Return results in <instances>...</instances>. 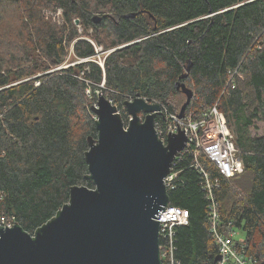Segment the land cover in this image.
I'll list each match as a JSON object with an SVG mask.
<instances>
[{
    "label": "trees",
    "instance_id": "trees-1",
    "mask_svg": "<svg viewBox=\"0 0 264 264\" xmlns=\"http://www.w3.org/2000/svg\"><path fill=\"white\" fill-rule=\"evenodd\" d=\"M179 80L194 92L187 116L216 104L224 113L244 171L229 179L205 153L180 154L168 194L189 222L176 227V259L215 264L220 255L198 161L218 182L220 227L242 230L237 246L264 264V131L252 134L264 123V0H0V215L34 234L74 186L95 188L86 153L99 96L124 121L125 101L138 95L179 114Z\"/></svg>",
    "mask_w": 264,
    "mask_h": 264
},
{
    "label": "water",
    "instance_id": "water-1",
    "mask_svg": "<svg viewBox=\"0 0 264 264\" xmlns=\"http://www.w3.org/2000/svg\"><path fill=\"white\" fill-rule=\"evenodd\" d=\"M176 87L186 95L178 114L183 118L194 92L181 80ZM125 108L132 116L127 128L112 100L99 96L98 138H89L86 153L95 188L74 186L69 202L34 234L19 224L0 226V264H162L157 218L170 203L164 179L187 135L178 125L179 134L169 131L164 146L155 126L160 104L138 95Z\"/></svg>",
    "mask_w": 264,
    "mask_h": 264
},
{
    "label": "built area",
    "instance_id": "built-area-1",
    "mask_svg": "<svg viewBox=\"0 0 264 264\" xmlns=\"http://www.w3.org/2000/svg\"><path fill=\"white\" fill-rule=\"evenodd\" d=\"M100 64L103 66L102 61H100ZM229 82H234V75L229 79ZM133 99L134 98L130 100ZM148 100L151 103L160 104L157 101ZM162 115H165L162 124L157 122L155 123V126L158 137L164 146L168 145L169 131L174 134H179L178 125L181 130L185 129L184 132L187 135L186 146L182 151L178 152L173 161L169 175L164 179L168 190L174 188L177 183L179 170L175 169V167L178 162L177 159L183 152H190L194 154L195 158H197L200 152L205 153L212 163L219 169L220 173L226 178H234L243 173L244 162L239 156L234 135L228 126L224 113L219 109L217 104L204 111L201 119H193L191 116L187 115L180 118L178 114L171 113L164 106H162ZM139 117L143 122L146 115L141 113L139 114ZM131 120L132 116L128 114L127 120L124 121L125 128L129 126ZM196 168L200 169L204 174V185L208 190V195L211 200L210 215L213 222L212 230L219 246L220 255L222 256V259L217 264H258L252 258L247 257L242 253L241 249L237 246L236 235L238 234V229L233 228L232 223H229L224 229L220 227L219 205L213 194V189L215 186H218V182L213 183L210 179L209 173L198 161ZM157 220L160 225V258L162 264H180L175 256L177 241L176 227L188 224V211L169 203L165 207V210L161 211ZM15 224L18 223L14 217H8L4 214L0 215V226H4V229H6V226L12 228Z\"/></svg>",
    "mask_w": 264,
    "mask_h": 264
},
{
    "label": "rangeland",
    "instance_id": "rangeland-1",
    "mask_svg": "<svg viewBox=\"0 0 264 264\" xmlns=\"http://www.w3.org/2000/svg\"><path fill=\"white\" fill-rule=\"evenodd\" d=\"M47 15L49 16L50 12L47 11ZM57 15L60 16L59 13ZM97 51H98V53H97L98 62H100V61L103 62L104 60H103V56L102 55L105 54L106 51H103L101 47H98ZM66 64L63 67H66V66L69 65V64H67V65ZM182 98H185V97H182ZM178 100H179V97L176 98V101H178ZM263 131H264V123L263 122H256L255 125H253V127H252V134L254 136L262 135ZM237 231H238V234L236 235V238L239 239V240H243L244 237H245V233L242 230H240V229H238Z\"/></svg>",
    "mask_w": 264,
    "mask_h": 264
}]
</instances>
